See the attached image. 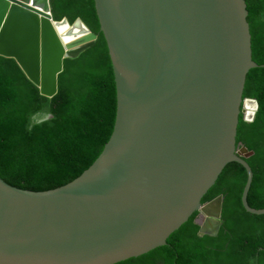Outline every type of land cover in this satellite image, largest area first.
Returning a JSON list of instances; mask_svg holds the SVG:
<instances>
[{"label":"water","instance_id":"95a60500","mask_svg":"<svg viewBox=\"0 0 264 264\" xmlns=\"http://www.w3.org/2000/svg\"><path fill=\"white\" fill-rule=\"evenodd\" d=\"M94 1L117 87L113 132L62 186L34 191L0 175V264H116L167 244L196 211L202 234L215 235L224 197L202 198L230 161L248 172L243 205L264 213L248 202L253 151L237 143L240 114L252 122L259 109L244 97L259 65L246 1ZM75 25L67 41L62 27ZM96 38L80 17L54 19L50 0H0V55L46 96L69 51Z\"/></svg>","mask_w":264,"mask_h":264},{"label":"trees","instance_id":"16d2710c","mask_svg":"<svg viewBox=\"0 0 264 264\" xmlns=\"http://www.w3.org/2000/svg\"><path fill=\"white\" fill-rule=\"evenodd\" d=\"M252 56L244 97L257 98L252 122L240 114L237 143L253 154L248 202L264 208V0H245ZM54 19L82 18L97 38L70 50L58 76V92L46 96L13 57L0 55V175L19 188L43 191L80 176L98 158L116 119L117 87L107 41L94 0H50ZM49 113L38 121L36 115ZM248 178L243 164L228 162L202 198L223 195L221 226L201 232L196 211L165 245L116 264H264V213L248 211L242 194Z\"/></svg>","mask_w":264,"mask_h":264},{"label":"bare ground","instance_id":"6f19581e","mask_svg":"<svg viewBox=\"0 0 264 264\" xmlns=\"http://www.w3.org/2000/svg\"><path fill=\"white\" fill-rule=\"evenodd\" d=\"M80 32H82V27L80 25H75L73 27L70 26L68 28L66 26H63L61 30V33L67 41L77 37L76 35H78Z\"/></svg>","mask_w":264,"mask_h":264},{"label":"crops","instance_id":"0c3cea01","mask_svg":"<svg viewBox=\"0 0 264 264\" xmlns=\"http://www.w3.org/2000/svg\"><path fill=\"white\" fill-rule=\"evenodd\" d=\"M216 210H217V209H216ZM216 210H214L213 207H212V209H211V213H212V212H215Z\"/></svg>","mask_w":264,"mask_h":264},{"label":"flooded vegetation","instance_id":"af4514ba","mask_svg":"<svg viewBox=\"0 0 264 264\" xmlns=\"http://www.w3.org/2000/svg\"><path fill=\"white\" fill-rule=\"evenodd\" d=\"M215 210V209H214Z\"/></svg>","mask_w":264,"mask_h":264}]
</instances>
